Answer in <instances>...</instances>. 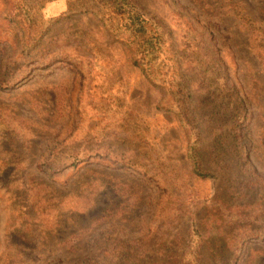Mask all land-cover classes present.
<instances>
[{
	"label": "rangeland",
	"instance_id": "374dc122",
	"mask_svg": "<svg viewBox=\"0 0 264 264\" xmlns=\"http://www.w3.org/2000/svg\"><path fill=\"white\" fill-rule=\"evenodd\" d=\"M135 6L158 84L104 0H0V264H264V0Z\"/></svg>",
	"mask_w": 264,
	"mask_h": 264
},
{
	"label": "trees",
	"instance_id": "16d2710c",
	"mask_svg": "<svg viewBox=\"0 0 264 264\" xmlns=\"http://www.w3.org/2000/svg\"><path fill=\"white\" fill-rule=\"evenodd\" d=\"M104 4L112 9L117 17L116 24H106L111 37L123 41L130 49L133 64L142 69L146 77L156 84L163 74L172 72L170 65L161 60L163 51V36L157 29L150 28L149 22L140 14L135 6V0H104ZM103 20V18H102ZM190 152V163L193 173L200 178H210L203 171L199 154L195 147Z\"/></svg>",
	"mask_w": 264,
	"mask_h": 264
}]
</instances>
